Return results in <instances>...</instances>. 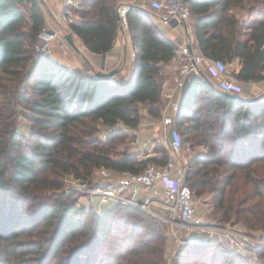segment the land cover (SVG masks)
I'll return each instance as SVG.
<instances>
[{"label": "trees", "instance_id": "16d2710c", "mask_svg": "<svg viewBox=\"0 0 264 264\" xmlns=\"http://www.w3.org/2000/svg\"><path fill=\"white\" fill-rule=\"evenodd\" d=\"M184 1L193 17L195 44L205 58L223 63L237 58L240 67L232 74L243 83L264 79V0ZM117 3L79 0L74 9L78 20L69 29L91 52L102 55L113 48L120 27ZM149 15L143 8L128 12V29L137 51L128 75L110 82L37 52L45 26L38 0H0L2 255L16 253V247L18 262H25L33 253L28 244L34 243L38 264L50 257L54 264H165L164 236L152 217L121 203L99 213L77 206L74 194L58 192L63 174L93 184L92 174L101 167L115 173L138 172L151 162L164 161L140 159L127 151L115 153V141L127 137L121 131L105 142L89 139L99 127L119 119L136 127L144 106L152 117L161 115L162 65L172 59L176 46ZM203 100L205 112L220 123V136L211 140L199 131L210 151L206 158L191 160L185 181L192 192L209 187L218 198L221 217L259 232L261 243L252 249L253 260L213 243L191 244L187 252L210 264H264V100L228 95L203 70L193 74L180 91L175 114L183 144V127L189 133L200 129L197 113ZM19 113L33 123L26 138L13 130ZM193 164L198 167L193 169ZM45 190L52 193L42 198ZM23 222L34 232L42 223L38 242L18 240L24 230L14 226ZM105 249L109 252L99 258ZM174 264H182V259Z\"/></svg>", "mask_w": 264, "mask_h": 264}, {"label": "built area", "instance_id": "2783aa9c", "mask_svg": "<svg viewBox=\"0 0 264 264\" xmlns=\"http://www.w3.org/2000/svg\"><path fill=\"white\" fill-rule=\"evenodd\" d=\"M147 1L154 12H159L155 17L163 25L172 30L180 28L185 32V41L175 49L180 55L181 62L173 76L172 85L165 91V102L161 112L160 131L165 142L166 158L163 162H151L138 172L124 170L115 173L101 167L96 174L105 181L104 184H90L75 176H69L67 183L69 189L87 198V203L93 206L96 212L100 213L104 207L112 204H128L147 214L164 218L166 222L171 223V230L174 232V226L183 227L191 224L196 211L192 189L185 181L187 166L181 162L184 144L175 122V114L180 105L176 96L190 77L202 70L204 62L207 63L203 71L221 91L234 95L242 94L243 82L235 78L228 63L205 58L193 48L191 11L184 0ZM59 3L56 24L44 26L38 36L36 50L46 56H52V44L60 36L61 27L69 26L73 21L74 9L78 7L79 0H59ZM140 7L134 0H118L116 12L120 17L121 30L128 29V12ZM189 42L192 45L191 53L187 48ZM112 49L101 55L103 71L106 67V57L112 54ZM117 131L132 138L133 145H142L137 128L128 126L121 119L112 125L101 127L93 139L105 142ZM94 197H99L97 205L93 202ZM214 239L218 242L227 239L230 247L237 252L249 251L256 247V243L251 242L248 234L239 231L230 233L224 229L210 228L206 231L205 241Z\"/></svg>", "mask_w": 264, "mask_h": 264}, {"label": "rangeland", "instance_id": "374dc122", "mask_svg": "<svg viewBox=\"0 0 264 264\" xmlns=\"http://www.w3.org/2000/svg\"><path fill=\"white\" fill-rule=\"evenodd\" d=\"M193 17L191 16L190 23H192ZM70 29L67 26L61 27L60 29V37L63 38L64 35L67 33H70ZM52 49H53V44H52ZM52 55L53 52H52ZM83 71V70H81ZM1 106V104H0ZM200 107L202 108L199 113H197L198 117V123L200 126V129L195 130V131H190L187 132V127H183V135L185 138V142L183 145L182 153H181V162L185 163L187 166V169H189L190 162L191 160L198 158V157H207L209 154V147L202 143L201 139V133L199 132L200 130L205 133L207 139H215L219 138L220 133H219V127L220 123L217 119H214V116L211 114H207L205 110L207 107L205 106V101L203 100L200 103ZM147 106H144L142 111H143V117L142 120L147 117L145 112L147 110ZM162 112V111H161ZM155 120L161 119V115L157 118L153 117ZM141 120V121H142ZM33 126V123L26 118L22 113H19L16 118H15V125H14V132H16L20 137H28L29 136V129ZM101 127H99L100 129ZM99 129L93 134L90 140H93V137L96 135V133L99 131ZM193 136V137H192ZM230 138L232 137L231 135L229 136ZM132 138L126 137V138H119V141L116 142V148H115V153L120 155L122 152L127 151L129 153H134L136 149L139 148L138 145H133L131 142ZM154 149L159 152V157L160 160L165 159V154H166V148H165V142L162 136L161 131L159 130L157 136L154 139ZM216 146V145H215ZM218 148V147H217ZM115 153H111L112 156H116ZM223 153L221 151L218 152L217 159L219 161L222 159ZM140 159H143L142 156H139ZM210 166H215L213 163H210ZM198 166L193 164L192 168L195 169ZM227 172L230 173L232 172V169H227V167H223ZM222 167H220V170H224ZM69 176H74L72 173H67L63 174L61 176V183H62V188L58 192H66V193H72L74 194V198L76 199V205L79 207H84L85 209H93V206H90L87 203V198H84L80 195V193L71 190L68 188V177ZM219 177V176H218ZM91 179H93V184H104L105 181L98 177L96 174V171L93 172ZM219 179V178H217ZM222 179V177L220 178ZM229 188V187H228ZM227 188V190H228ZM201 190L198 191V189H193L194 192V202H195V216L193 217L192 223L189 224L188 226H174V232L171 230V223L166 222L164 218L158 217L157 215L154 214H147L150 217L153 218L155 222L160 226V230L163 233L164 236V262L165 264H174V261L182 259V264H210V262L206 259H199L196 260L195 256L192 255L191 252H187V247L191 244H208V243H213L215 245H220L222 248H228L233 252L236 253H241L244 254L248 257H250L251 260L256 258V253L253 252L252 250H246L242 252H237L233 248L230 247V244L227 239L218 242V240H211V241H205L206 237V231L209 230L210 228H219V229H224L229 231L230 233L232 232H242L246 233L250 236V240L252 243H256V246L260 245L261 240L259 238V232L254 231H248L247 228L244 227V225L241 222H235L234 219L232 218L231 220H224L222 216V212L218 209L219 207L217 206V201L218 198H216L211 191H209V187H201ZM198 191V192H197ZM52 193V190H45L44 192L40 193V196L42 198H47L49 195ZM227 198V195H225L224 199ZM93 202L97 205L99 203V197H94ZM111 206V205H110ZM105 207L103 208L102 211H104ZM145 213V212H144ZM14 223V221H13ZM35 229V232L31 230L30 228H27L26 223H20V224H15L14 229L16 230H24L22 232V235H20L19 239L20 241H30V240H39V235H37V232L42 229V223H40ZM30 229V230H29ZM29 233H32L30 236L28 235ZM32 244H28L27 248H30L32 255H29L26 257V261H20L18 262L17 259V248L13 247L14 250H16V253L13 252L11 254L7 255H2L0 253V264H38V261L35 260L33 256L36 254V249L33 248ZM36 248V247H35ZM181 249H184V252L179 256L178 253L180 252ZM253 249V248H251ZM109 252L107 249L101 253L99 258H102V256L106 253ZM42 257V256H41ZM199 258V257H196ZM7 260V262H6ZM55 259L53 257L50 258H45L43 259V264H54ZM4 261V262H1ZM10 262V263H8ZM218 262V261H217ZM96 264H99L96 262ZM219 264V263H217Z\"/></svg>", "mask_w": 264, "mask_h": 264}, {"label": "crops", "instance_id": "0c3cea01", "mask_svg": "<svg viewBox=\"0 0 264 264\" xmlns=\"http://www.w3.org/2000/svg\"><path fill=\"white\" fill-rule=\"evenodd\" d=\"M40 3L41 11L45 20V26L55 25L57 22V12L60 7L59 0H38ZM140 8L147 9L150 12L149 19L161 29L165 35L173 41L176 47L180 46L185 41V32L182 29L172 30L167 25H163L156 17V14L159 12H154L149 7V2L147 0H134ZM78 16L74 12L73 21H77ZM193 24L190 23L191 28ZM69 27V26H68ZM193 31V29L191 30ZM73 36V40L78 47V51L73 49L67 40L65 35L63 38L58 36L53 42V54L52 57L57 62L68 66L70 69H79L83 70L88 74L97 73L102 68V56L100 54L91 52L86 45L81 41V39L74 33L70 32ZM193 39V48L199 52L194 38ZM136 47L132 42V32L129 29L121 30L118 29V34L115 39L114 47L112 49V54L106 57V67L104 71L111 70L113 68H118V73L114 76V79H119L125 77L130 72L134 57L136 54ZM181 58L180 55L175 51L172 59L162 65V98L165 102V91L169 86L172 85L173 76L176 73L178 66L180 65ZM207 62L203 63L202 70H204ZM229 64L231 72H236L239 70L240 64L239 60L236 58ZM180 92L176 96L179 99ZM239 98H242L245 101L264 100V79L260 81H251L248 83H243V92L242 94L237 95ZM164 106V105H163ZM146 116L137 126L138 133L142 140V145L139 146L137 150H143L141 152L137 151V156H142V158H159V152L156 151L153 147L154 139L157 136L159 130L161 129V119L155 120L151 115L148 114V111L145 112ZM145 147V148H144ZM144 148V149H143Z\"/></svg>", "mask_w": 264, "mask_h": 264}, {"label": "water", "instance_id": "95a60500", "mask_svg": "<svg viewBox=\"0 0 264 264\" xmlns=\"http://www.w3.org/2000/svg\"><path fill=\"white\" fill-rule=\"evenodd\" d=\"M118 17V20L120 21V17L117 15ZM65 39L67 40V42L69 43V45L75 49L76 51H78V47L76 46L74 40H73V36L71 33H67L65 35ZM187 48L189 50V52L191 53L192 52V45L191 43H187ZM118 73V68H113L111 70H108V71H103V70H100L96 73V76L99 77V78H102V79H105V80H108L110 82L112 81H115L114 79V76ZM228 95H231V96H234V97H238L237 95H234V94H230V93H226Z\"/></svg>", "mask_w": 264, "mask_h": 264}]
</instances>
